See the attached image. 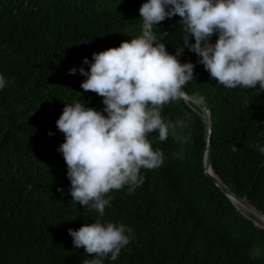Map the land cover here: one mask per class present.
<instances>
[{
    "label": "trees",
    "instance_id": "16d2710c",
    "mask_svg": "<svg viewBox=\"0 0 264 264\" xmlns=\"http://www.w3.org/2000/svg\"><path fill=\"white\" fill-rule=\"evenodd\" d=\"M146 2L0 0V264H84L94 254L76 248L68 230L97 219L123 223L135 237L117 260L109 255L104 264H264V228L204 173L205 125L198 107L182 98L161 115L166 123L187 125L176 129L186 142L171 129L165 141L158 131L150 133L164 163L142 168L141 186L132 193L128 186L111 190L102 217L72 202L68 166L58 151L66 137L57 121L66 104L76 102L107 116L104 98L81 87L87 77L79 69L90 72L93 53L143 35ZM181 19L166 18L152 32L170 54L183 48L181 63L195 65L194 80L182 90L210 114L213 172L264 214V91L259 85L228 89L213 80L185 46ZM218 38L215 33L211 43Z\"/></svg>",
    "mask_w": 264,
    "mask_h": 264
},
{
    "label": "clouds",
    "instance_id": "9594fccd",
    "mask_svg": "<svg viewBox=\"0 0 264 264\" xmlns=\"http://www.w3.org/2000/svg\"><path fill=\"white\" fill-rule=\"evenodd\" d=\"M176 14L182 18L185 46L201 58L199 63L213 80L228 89L259 85L264 91V0H147L140 16L148 31L119 47L93 53L90 72L79 69L87 77L81 87L104 98L107 116L76 102L66 104L57 121L66 137L58 151L68 166L72 202L95 209L101 217L111 204L112 198H105L111 190L128 186L132 193L144 183L142 168L163 165L164 153L153 150L150 133L158 131L159 140L165 141L171 129L175 139L186 142L176 129L187 125L166 123L161 109L184 96L182 89L194 80L195 65L181 63L178 56L183 48L170 54L164 43L155 42L151 31ZM215 33L219 38L213 44ZM190 37L195 38L194 44ZM84 63H90L88 58ZM4 86L0 76V89ZM259 150L264 153V147ZM68 231L76 248L94 254L84 264H104L109 255L115 261L135 239L125 224H104L99 219Z\"/></svg>",
    "mask_w": 264,
    "mask_h": 264
},
{
    "label": "water",
    "instance_id": "95a60500",
    "mask_svg": "<svg viewBox=\"0 0 264 264\" xmlns=\"http://www.w3.org/2000/svg\"><path fill=\"white\" fill-rule=\"evenodd\" d=\"M145 31H148V29L145 27L143 23L142 32L144 34ZM152 31V30H151ZM157 44L159 43L157 40L155 41ZM182 99L186 102L193 103L198 109L200 110L204 125H205V133H204V154H203V168L204 173L208 178H210L216 187H218L221 192L236 206V203L241 206V208L251 214L254 220L257 219L259 221H262L264 223V214L259 211L256 207H254L252 204H250L245 198H240L236 194H234L213 172L210 162V137L212 132V122L211 117L206 109V107L201 104L199 101L191 97L190 95L184 93V96ZM240 210V209H239ZM241 211V210H240ZM243 213V211H241ZM244 214V213H243ZM246 216V215H245ZM247 217V216H246ZM249 218V217H248ZM256 225H258L261 228H264L260 226L258 223L255 222Z\"/></svg>",
    "mask_w": 264,
    "mask_h": 264
},
{
    "label": "bare ground",
    "instance_id": "6f19581e",
    "mask_svg": "<svg viewBox=\"0 0 264 264\" xmlns=\"http://www.w3.org/2000/svg\"><path fill=\"white\" fill-rule=\"evenodd\" d=\"M236 206H237L241 211H243V213H244L245 215L249 214V213L245 212V211L241 208V206H240L239 204L236 203ZM257 223H258L260 226L264 227V223H263L262 221L257 222Z\"/></svg>",
    "mask_w": 264,
    "mask_h": 264
}]
</instances>
